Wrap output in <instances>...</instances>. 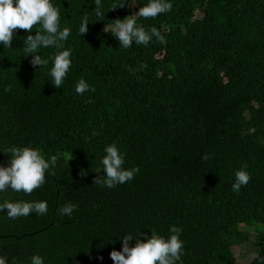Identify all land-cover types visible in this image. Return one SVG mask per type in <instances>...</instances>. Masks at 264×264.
<instances>
[{"label": "trees", "instance_id": "1", "mask_svg": "<svg viewBox=\"0 0 264 264\" xmlns=\"http://www.w3.org/2000/svg\"><path fill=\"white\" fill-rule=\"evenodd\" d=\"M51 2L61 29L71 30L64 47L72 66L61 88L49 75L59 49H39L46 67L25 56L24 39L39 25L17 30L11 48L0 44V166L11 146L58 157L30 196L0 192V203L48 205L44 215L15 220L0 212V256L7 264H31L33 255L44 264H113L109 254L121 250L123 235L144 240L140 233L154 230L168 238L176 226L177 264H264V230H247L264 225V0H169L171 11L137 17L167 43L153 37L127 49L104 25L148 0L115 9L124 0H101L100 17L94 0ZM80 79L95 91L77 94ZM109 144L124 154L123 168H139L112 189L92 183ZM245 165L251 179L234 192L235 171ZM67 202L76 205L71 216L59 213ZM245 240L254 247L246 259L234 247Z\"/></svg>", "mask_w": 264, "mask_h": 264}, {"label": "clouds", "instance_id": "2", "mask_svg": "<svg viewBox=\"0 0 264 264\" xmlns=\"http://www.w3.org/2000/svg\"><path fill=\"white\" fill-rule=\"evenodd\" d=\"M126 3L128 4L127 0H124V2L110 8L122 7ZM133 4H135L134 0ZM94 5L95 14L98 17L104 16L105 11H101L103 7L101 0H94ZM171 9L172 4L169 0H148L134 14L123 19L117 18L106 27L104 25V31H110L118 39L119 45L125 49L132 47L133 41L137 45L147 46L153 37L160 44H166L165 37L155 26H152L150 31L138 26L137 17L154 19L171 11ZM88 23V17L85 15L78 30L81 36L88 32ZM37 25L40 28L35 31L36 34H28L24 39L25 56L32 54L30 63L33 66L46 67L49 64V59L42 58L38 54L39 49L49 47L59 49L50 57L52 66L49 75L54 87L61 88L72 66V60L71 50L64 47V42L71 35V30L69 27L61 29L60 10L52 4L51 0H0V44L4 47L11 48L14 33L17 30L31 33ZM146 67V64L140 66L141 69ZM128 71L133 70L128 68ZM89 90L94 92L95 88L84 79H80L75 85V92L79 95H83ZM4 91H11V86H7ZM92 134L96 135L97 133L93 131ZM104 151L106 154L101 161L103 175L101 176L98 171L97 176L92 181L93 184L112 189L130 181L139 172L138 167L132 169L122 167L125 159L124 154L119 151L115 144L107 145ZM3 152L10 153L11 158L7 166H0V192L11 189L14 192H22L30 196L44 185L46 174L58 162L56 155H52L50 159H45L39 149L29 146H11ZM207 158V155L202 156V159ZM246 168L247 165L235 171V181L232 184L234 192L238 193L242 186L249 183L251 176L245 170ZM86 174L82 169L80 175ZM75 208V204L67 202L62 204L59 213L71 216ZM47 211L46 201H5L0 203V212H6L10 220L27 217L33 213L44 215ZM169 231L171 235L168 238L158 235L154 230L151 231V235L140 233L139 236H146L144 240L139 239V237L134 238L131 234L123 235L121 237V250L113 249L109 254L113 264H177L183 254V241L180 239L182 229L171 226ZM133 239H135V244L129 246V241ZM0 264H7L6 256H0ZM31 264H44V261L39 255H33Z\"/></svg>", "mask_w": 264, "mask_h": 264}, {"label": "rangeland", "instance_id": "3", "mask_svg": "<svg viewBox=\"0 0 264 264\" xmlns=\"http://www.w3.org/2000/svg\"><path fill=\"white\" fill-rule=\"evenodd\" d=\"M132 13H135L134 10H131ZM259 229V230H264V225L263 224H252L251 226L247 227V230H249L250 232L253 231L254 229ZM235 248H237V254L241 257H244V259H246V257L249 256V254L252 252V250H254V247L252 245L251 242L245 240L243 242L240 243L239 247L238 246H234Z\"/></svg>", "mask_w": 264, "mask_h": 264}]
</instances>
